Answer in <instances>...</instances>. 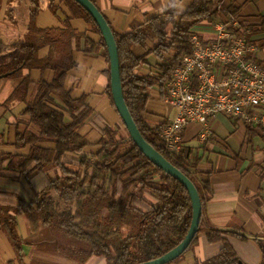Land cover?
Here are the masks:
<instances>
[{"label":"trees","instance_id":"obj_1","mask_svg":"<svg viewBox=\"0 0 264 264\" xmlns=\"http://www.w3.org/2000/svg\"><path fill=\"white\" fill-rule=\"evenodd\" d=\"M90 1L95 4V0ZM4 2L12 5L15 0H0V11ZM222 2L194 0L182 16H178L176 3H172L164 12L124 36L112 29L120 58L124 98L134 122L145 140L194 183L203 208L210 199L211 186L209 181L201 180L198 161L192 162L191 151L186 148L180 154H169L160 137L165 124L152 127L144 114L150 99L148 90L158 88L164 99L174 69L183 55L193 53L190 36L194 28L202 23H214L227 16L228 11L236 15L233 5H223L219 10ZM63 3L72 18L83 19L101 36L98 44L85 40V53L102 54L110 65L106 43L91 14L75 0H63ZM42 5L43 0L31 1L23 39L9 44L0 42V56L16 51L9 64L0 65V79L21 78L25 69L53 70L56 74L53 83H40L31 103L27 99L32 82L24 78L7 103V106L26 103L23 113L39 131V135L30 131L18 134L16 142L18 148L32 145L27 156L18 158L17 166L34 200L20 199L16 207L0 205V231L6 234L16 255L10 264H47L28 258L25 250L33 243L21 237L18 215L46 230L50 237L44 242L46 247L58 248L84 264L92 257H103L107 264H141L159 259L177 247L190 230L193 218L190 194L180 181L164 173L141 153L132 140L131 147L121 152L122 142L117 130L104 128L98 152L85 154L91 143L80 134V128L92 110L84 97L73 99L65 85L68 73L77 66L74 52L80 50L82 36L68 19L63 28H39L37 18ZM50 7L55 13L59 10L54 2ZM8 13L13 20V11ZM260 31H264V18ZM148 42H158V45L142 57H135L133 49L146 46ZM46 47L50 54L42 59L39 53ZM151 55L160 61L154 66L156 71L146 75L137 73L140 67L151 64L148 60ZM106 74L110 80V67ZM107 91L112 96L111 83ZM66 114L72 118L71 122L66 121ZM41 141L53 142L56 148H43L38 145ZM7 159L8 156L0 154V178L4 176ZM55 196L76 203L78 214L58 212ZM202 220L203 215L201 223ZM199 232L187 251L198 242ZM206 235L210 243L224 242V246L217 256L195 264H244L225 236L246 240L245 236L219 230H209ZM259 245L264 264V242L259 241Z\"/></svg>","mask_w":264,"mask_h":264},{"label":"crops","instance_id":"obj_2","mask_svg":"<svg viewBox=\"0 0 264 264\" xmlns=\"http://www.w3.org/2000/svg\"><path fill=\"white\" fill-rule=\"evenodd\" d=\"M31 1L33 0H15L12 5L9 2L3 3L0 11V42L9 44L23 39L27 33ZM52 2L59 8L57 13L50 7ZM193 2L194 0H95V5L111 24L113 31L124 36L132 28L164 12L172 3H176L177 14L182 16ZM229 4L236 9L241 22L251 28L249 38L257 44V58L264 63V31H260L261 20L264 18V0H229ZM10 10L13 11V20L8 16ZM67 19L82 36V43L80 50L74 52L77 66L68 73L65 85L73 99L84 97L92 110V114L80 128V134L91 143L85 154H92L100 149L98 142L103 138L101 129L120 127L123 121L107 91L111 83L106 74L110 67L107 58L102 54L91 56L85 53V40L95 44L101 41L96 28L83 19L72 18L63 0H43L37 18L39 28H63ZM210 25L211 23H202L194 30L202 39L212 40L214 32ZM18 29L24 30L22 35L16 34ZM157 45L158 42H148L146 46H137L133 49V55L142 57ZM8 54L12 61L16 51L0 56V65L11 62L3 61ZM49 54L50 50L46 47L40 51L39 57L44 59ZM148 60L151 64L140 67L137 73L146 75L156 71L154 66L160 63L159 59L151 55ZM27 77L32 82L27 99L31 103L39 91L40 83H53L56 74L53 70L25 69L21 78L0 79V154L8 156L4 163V176L0 178V205L7 207L18 206L20 199L26 202L34 200L29 184L17 166L18 158L27 156L32 145L18 148L16 142L18 134L30 131L39 135V131L31 124L29 116L23 113L26 103L7 106L11 95ZM148 94L150 99L144 114L148 124L157 127L170 123L176 116V110L164 101L158 88L148 90ZM66 121H72L69 114H66ZM98 123H101V127H98ZM210 127L211 135L206 140L200 139L202 126L199 124L190 125L184 132L185 148L191 151L192 162L198 161L197 172L201 180L209 181L211 194L203 208L198 242L174 264H195L196 261L205 262L217 256L224 242L210 243L206 235L209 230L245 236L246 240L233 236H225V240L233 247L242 263L262 264L263 252L259 241L264 242V128L252 127L239 119L224 115L213 119ZM120 138L118 132L119 141ZM38 145L51 150L56 148V144L50 141H41ZM68 156L77 157L73 154ZM17 221L21 237L28 240L31 235L29 220L18 215ZM15 258L9 239L0 231V264H10Z\"/></svg>","mask_w":264,"mask_h":264},{"label":"built area","instance_id":"obj_3","mask_svg":"<svg viewBox=\"0 0 264 264\" xmlns=\"http://www.w3.org/2000/svg\"><path fill=\"white\" fill-rule=\"evenodd\" d=\"M223 5L229 6V0L218 9ZM210 29L212 40L202 39L194 30L193 53L183 55L166 86L164 101L176 116L163 126L160 137L171 155L185 150L184 132L190 125H201L200 139L206 140L210 122L220 115L264 128V63L249 38L251 28L228 11Z\"/></svg>","mask_w":264,"mask_h":264},{"label":"water","instance_id":"obj_4","mask_svg":"<svg viewBox=\"0 0 264 264\" xmlns=\"http://www.w3.org/2000/svg\"><path fill=\"white\" fill-rule=\"evenodd\" d=\"M85 10H87L94 18L96 25L98 26L104 41L106 43L109 60H110V72H111V91L112 98L126 129L128 130L131 140L137 146L141 153H143L155 166L161 169L167 175L180 181L190 194L192 206H193V218L190 226V230L185 239L173 250L165 254L159 259L141 263V264H169L185 254L189 249L193 240L199 232L201 218L203 215L202 201L199 192L194 183L183 174L177 167L169 162L162 154L154 149L143 137L136 123L134 122L130 113L129 107L125 101L123 93V84L121 78L120 58L118 53V47L116 39L114 37L111 26L106 18L100 12L95 4L90 0H75Z\"/></svg>","mask_w":264,"mask_h":264},{"label":"rangeland","instance_id":"obj_5","mask_svg":"<svg viewBox=\"0 0 264 264\" xmlns=\"http://www.w3.org/2000/svg\"><path fill=\"white\" fill-rule=\"evenodd\" d=\"M26 1H29V0H26ZM20 20L22 21V23L23 22L25 23L24 19L22 20L20 18ZM23 31H24L23 29H18L16 34L22 35ZM9 36H11V34ZM11 43H13V41H11ZM3 61L10 62L11 55L8 54L6 58L3 59ZM98 124H99L98 127H101L100 126L101 123H98ZM112 129H115L120 133V137H121L120 141H122L121 152L127 151L131 147V137L124 123L120 125V127L115 126ZM102 130L103 129H101V132ZM121 130H122V133H121ZM55 207H56V210L60 213L68 212V213H72L73 215L78 214V206L76 205V203L65 202L64 200L59 199L56 196H55ZM29 223H30V228H31V235L28 237V240L31 243H33V245L31 246V248L26 247L25 251H26L28 258L34 259L38 263L43 262L47 264H84L81 262V260H78L76 258H71L67 253L62 252L58 248L53 250L50 247L49 248L46 247V245H44V242L50 239L46 230L40 224H34L31 221H29ZM85 264H107V261L103 257H92Z\"/></svg>","mask_w":264,"mask_h":264}]
</instances>
